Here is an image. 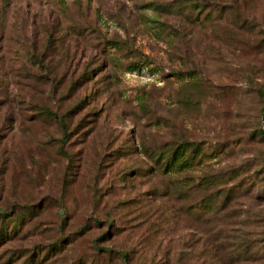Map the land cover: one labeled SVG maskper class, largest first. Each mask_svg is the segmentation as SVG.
<instances>
[{
  "label": "rangeland",
  "instance_id": "rangeland-1",
  "mask_svg": "<svg viewBox=\"0 0 264 264\" xmlns=\"http://www.w3.org/2000/svg\"><path fill=\"white\" fill-rule=\"evenodd\" d=\"M263 114L264 0H0V264H264Z\"/></svg>",
  "mask_w": 264,
  "mask_h": 264
},
{
  "label": "trees",
  "instance_id": "trees-1",
  "mask_svg": "<svg viewBox=\"0 0 264 264\" xmlns=\"http://www.w3.org/2000/svg\"><path fill=\"white\" fill-rule=\"evenodd\" d=\"M45 110H46V113L48 115H50L52 118H55L56 120H58L62 124V129L64 131V134H65L66 137H68L69 132H70L69 130H67V128H68V121L66 120V118H67V115L68 114L65 113L63 115H59L58 112H56V111H54V110H52L51 108H48V107H46ZM83 120H84V118H81L80 121L78 122V124H80ZM190 147L193 148L195 146L193 145V143H190L188 141H186L185 143L179 144L174 149H172V153L165 159L164 166L159 165V167H163V170L168 171L174 165V163L177 160L178 156H183L185 154V151L188 148H190ZM180 149H182V151H178ZM146 151H147V149H146ZM188 160H189L188 157H184V159L182 161L187 162ZM154 167H155L154 165H150V167L147 168V170L148 169H152L153 170ZM6 213H8V212H6ZM17 228L18 227H15L14 229H17ZM4 229H5L4 226H0V240L6 235L7 230H4ZM104 235H107V234L104 233ZM102 237H103V235H99L96 238L97 239H102ZM95 246L97 247V249L99 251V252L98 251L96 252V254H98V255H101L104 252L105 253L106 252H110L111 253V251H113V248H110L109 246L103 247V246H100V245H97V244ZM102 251H104V252H102ZM32 257L33 256H30L29 259H31ZM29 259L25 260V262L23 264H29Z\"/></svg>",
  "mask_w": 264,
  "mask_h": 264
}]
</instances>
